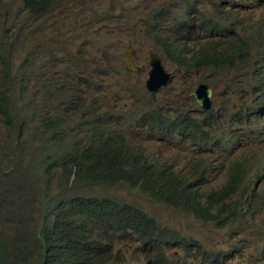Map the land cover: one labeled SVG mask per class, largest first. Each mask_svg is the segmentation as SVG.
<instances>
[{"label": "rangeland", "instance_id": "rangeland-1", "mask_svg": "<svg viewBox=\"0 0 264 264\" xmlns=\"http://www.w3.org/2000/svg\"><path fill=\"white\" fill-rule=\"evenodd\" d=\"M209 1L203 0L199 6L190 4L188 0H52L47 12L36 15L25 7L24 0H0V53L3 51L5 57L0 58V74H35V71L45 70L53 76L58 88L68 84L67 90L57 94L56 100H45L44 92H34L42 103L41 116L36 120H29L27 109L16 94L10 98V106L14 110L11 122L0 109V203L3 204L10 190L9 183H6L9 179L18 178L20 191L24 194L15 205L7 206V210L14 213L11 220L0 213V231L7 245L10 239L16 242L20 259L27 261L26 264H36L39 257L36 233L42 219L40 199L46 184L52 190L53 199L64 193L63 188L70 189L61 171L54 169L51 179H47L43 172L46 152L55 156L58 164L67 153L63 143H48L43 126L45 117L57 115L60 120H65L66 141L70 142L84 132L82 114L78 108L72 109L73 103L79 97H85L110 108L111 102L119 97L115 93L121 87L139 96V111L157 106L168 115L184 109L190 110L193 116H199L195 112L197 105L191 92L199 83H207L214 91L213 111H225V120H229L230 115L241 109L244 103L260 99L256 93L248 94L257 84V74H262L259 70L261 65L253 58L235 59L226 68L205 66L198 71L179 70L169 61V55L159 43L151 38L147 27H154L155 12L164 6L179 7L173 10L162 29L177 35L193 50L203 44L221 42L223 45L219 47L232 52L238 43L236 37L242 35L237 30L239 21L242 20L249 31L255 32V20L264 17V0H253L251 8L242 9L238 0H218L217 11L222 9L221 16L225 19L219 21L208 7ZM204 14L215 24L233 23L234 31L225 36L209 35L204 30ZM185 15L189 17L191 28H184L181 24ZM18 36L24 42L13 43L10 47V41ZM130 48L135 51L136 64L142 67L139 72H132L125 63ZM250 50L252 48L244 52ZM35 52L38 59H24L32 57ZM152 53L163 55L166 68L173 75L166 88L153 94L145 90L149 71L146 58ZM156 150L161 153L162 160H168L175 171L185 176L196 174V168L200 166L198 159L203 157L202 153L182 143L160 148L153 142L148 144L146 151ZM48 166L52 167V162ZM197 175L201 176V172ZM69 183L72 185L73 181ZM220 183L221 180L217 179L215 185ZM202 184L208 188L206 181ZM71 189L77 193L109 195L135 204L166 224L173 233L200 243L168 250L166 259L169 264H204L205 260L200 257L207 253L215 254L216 258L212 259L215 264H264V214L251 227H239L235 222L211 225L193 215L173 211L124 184Z\"/></svg>", "mask_w": 264, "mask_h": 264}, {"label": "clouds", "instance_id": "clouds-1", "mask_svg": "<svg viewBox=\"0 0 264 264\" xmlns=\"http://www.w3.org/2000/svg\"><path fill=\"white\" fill-rule=\"evenodd\" d=\"M203 0H188L190 4L201 6ZM253 0H238L240 8L243 7L251 8ZM25 7L32 13L36 15L44 14L52 5V0H24ZM258 5V4H257ZM259 6V5H258ZM179 6H164L160 10H156L154 15V27H147L149 33H151V38L155 39L160 47L165 50L169 55V61L179 70L186 69L181 64L183 57H186V53L174 61L171 57V52L167 51V48L177 50H185L188 47L189 51L194 54L197 51L204 49L207 44H203L199 49L193 50L190 45L182 41L177 35L171 33L168 30H163L162 25L173 15V10ZM209 8L215 12V17L220 21L225 19L221 16L222 9L218 12V0H210ZM189 18V17H188ZM187 15H185V20L181 23L184 28H191L192 24L188 23ZM206 19V24L204 30L209 35H230L234 30V24L229 23V25L215 24L213 19L207 14H204ZM192 20V19H191ZM255 32L249 31V28L244 27L242 20L239 21L237 30H239L242 35L236 37L238 43L236 48L229 54L241 49V53L248 48H252L250 52H243V57L253 58V60L258 63L259 70H262V74H257L256 86L254 89L249 90L250 94H255L260 96V99H255V102H247L242 105V108L230 115L229 120L227 114L223 110L213 111L214 109V91L207 83H199L195 89L200 84H205L213 92L212 95V106L209 110L201 109L196 102L194 96L195 89L191 92V97H193L197 108L195 112L199 116H193L190 110L186 111L184 109L176 110L173 115H168L163 111V108L149 107L143 108L139 111V96L134 92H129L125 87H121L117 90L115 95L119 96L115 98L111 104L110 108L101 106L97 100H88L85 97H79L75 101L74 107L72 109L78 108L82 114L83 122L81 126L84 128V132L80 134L78 139L72 140L70 142L66 141L67 130L65 128V120H60L57 115L47 116L43 119V123L47 120L54 119L55 127H51L46 130L48 135V143H63L66 147L63 160L60 164L55 160V156L51 153L46 152L43 160V172L47 175V179H51L52 171L57 169L63 174V178L68 180V185L70 189H65L63 194H58L56 198L53 199L52 190L48 184H46L43 195L41 196V212L42 219L36 233V242L38 245L37 250H39V257L36 264H40L41 255L43 253V238L40 234L43 230L44 220L48 222V229H51L55 223L58 222L60 228H62L64 234L67 236L69 244L73 247L72 251L73 260L76 264H160V258L162 257L158 254V249L171 242L170 238L156 234L154 240H151L155 244L154 247L146 246L147 252H145L141 246H144L143 237L133 231L126 234L124 237H120L119 234H103L100 230H95L90 227V219L84 211V207L87 203L92 202L95 199L107 200L118 205L124 206V204L131 205L137 210L143 213L148 220H155L161 226L169 227L156 220L147 211L141 207L129 203L123 202L109 195H95L89 192H75L72 187L83 188V187H99V186H114L117 184H124L129 187L126 183L120 182L117 184H106V183H96L87 185H75L74 182L71 185L68 179L67 169H71L75 165L73 164V159L76 154L86 155V149L101 151L106 148L111 141L112 149L119 157L121 166L124 169H129L131 166L138 165L139 163H144L145 159L149 157L150 159L158 158L163 161L171 169V164L168 160H162V155L159 151L148 152V144L153 142L157 143L160 148L175 146L179 143L182 135H179V131L176 127L168 126L162 124L164 121L168 123H173L180 119L184 120L185 117H189L193 121L205 122L203 129H205L204 141L201 140V135H199V145H188L182 142V144L188 145V147L195 152L202 153L203 157L198 159L201 167V176L196 173L192 175H184L188 178L189 182L195 183L193 189L197 190L198 196L205 201L206 192L214 190L216 193H221L224 188H226L232 178L242 177V182L239 187L234 190V192L227 193L226 198H221V208L222 216L220 217L221 223L227 225L228 222H235L239 227L248 226L251 227L258 217L264 214V17H258L255 20L254 26ZM178 29V28H176ZM22 37L18 36L13 38L10 42V47L13 43L22 44L24 41ZM249 44L247 43V40ZM211 46H221V42L209 43ZM156 47V46H155ZM221 48V47H220ZM156 49H158L156 47ZM223 49V48H222ZM159 50V49H158ZM226 50V49H225ZM25 51V50H23ZM22 51V52H23ZM21 52V51H20ZM1 54L0 53V57ZM188 57H191V55ZM135 51L130 48L126 53V65L131 69L132 72L141 71V66L136 64L135 61ZM3 57V56H2ZM152 57H159L161 63L170 78L166 84H163L158 89L153 90L147 85L150 80V72L152 67L148 63V59ZM39 55L37 52L32 55V57H26L24 59H38ZM239 59V58H234ZM147 66L149 67L148 78L145 81V90L149 93H157L160 89L166 88L173 75L167 70L166 65L163 62V55L157 53H152L146 58ZM203 68V67H202ZM188 69H195L196 71L200 69L188 67ZM27 67H25V71ZM7 72V71H4ZM3 74V73H2ZM0 74V76L2 75ZM8 74V85L7 89L0 86V91L4 92L7 103V110L13 115L9 122L14 118V110L10 106V98L13 94L23 102L24 109H27L29 114V120H36L40 117V109L42 103L38 101L37 93L44 92V99L56 100L58 93L67 90V85L58 88L53 76L48 75L45 70L42 72L35 71L24 74H12L4 73L5 77ZM39 81V82H38ZM41 81V82H40ZM148 86V87H147ZM41 89V91H40ZM259 111L254 109L259 108ZM2 106L0 105V108ZM69 110V111H72ZM54 114L53 111H50ZM156 114L161 121L155 124L151 121L149 115ZM41 126L38 125L37 127ZM159 150V149H158ZM209 160V162H208ZM52 162V167L48 164ZM92 162V161H91ZM92 164L99 165V161H93ZM197 170V168H196ZM199 172V173H200ZM178 173V172H177ZM183 175L181 173H178ZM221 180L219 185H215L216 180ZM73 181V180H72ZM208 186L206 188L202 183ZM18 196L15 199L7 200L6 198L0 203V213L3 212L5 216L11 220L14 216L12 211L7 210V206L15 205L21 196L24 194L20 191L19 180H18ZM137 192L142 193L152 199H155L168 207L161 197H157L153 194H146L140 190L133 187H129ZM256 190L260 196L259 202L256 204H249V196L251 191ZM55 194V193H54ZM14 200V201H13ZM72 206L76 205V209L69 212L60 213L59 208L62 205ZM170 208V207H168ZM173 211L175 209L170 208ZM181 212V211H178ZM184 213V212H182ZM56 217L59 218L56 219ZM62 221L73 224L75 226V234L64 229L62 226ZM211 225H219L218 223H210ZM171 230V229H170ZM171 232H173L171 230ZM0 234L4 236L3 233ZM180 236V235H179ZM5 238V237H4ZM187 238V237H186ZM126 240V241H125ZM10 243L16 244L13 239L9 240ZM127 242V243H125ZM199 243V242H198ZM54 244L60 247L57 243ZM200 244V243H199ZM177 246L185 245H167L164 247L163 255L165 256V263L169 264L166 259V253L171 248ZM189 247L195 246L193 243L188 245ZM186 246V247H188ZM145 247V246H144ZM61 248V247H60ZM62 248H66L63 246ZM131 250V253L129 251ZM19 253V250H16ZM210 254V253H207ZM206 254V255H207ZM20 255V254H19ZM201 256L204 259V264H215V260H211V257ZM111 256L109 260L108 257ZM9 264H26L27 261H22L20 256L17 258L16 255L9 257Z\"/></svg>", "mask_w": 264, "mask_h": 264}, {"label": "trees", "instance_id": "trees-1", "mask_svg": "<svg viewBox=\"0 0 264 264\" xmlns=\"http://www.w3.org/2000/svg\"><path fill=\"white\" fill-rule=\"evenodd\" d=\"M48 3V0H45ZM168 52H171V57L174 61L186 53V57H183L181 64L184 68L192 67L201 69L205 66H214L218 68H226L232 65L234 58L243 57L241 49L235 51L233 55L225 49L218 46L207 45L204 49L192 54L188 47L185 50H177L167 48ZM3 53V51H1ZM191 57H188V55ZM3 56V57H2ZM2 59H5L4 55L1 54ZM239 68V66H236ZM8 85V74L5 77L4 73L0 76V86L7 89ZM234 85V82L232 83ZM0 109L3 111L8 119L13 116L9 110H7L6 97L2 90L0 91ZM259 108L254 109L259 111ZM151 121L155 124L160 123L156 114L149 115ZM162 124L176 127L179 131V135H182L179 143H187L188 145H199V135L203 143L204 136L206 134L203 126L205 122L193 121L189 117H185L184 120L180 119L173 123L164 121ZM46 130L52 126L55 127V120H47L43 124ZM112 143L109 142L108 146L101 151H94L86 149V155L76 154L73 159L75 165L68 171V179L73 180L75 185H87L96 183L106 184H117L120 182L126 183L129 187H133L146 194H153L157 197H161L163 202L170 208L176 211L184 212L185 214L193 215L197 220L202 221L206 224L210 223H221L220 217L222 216L221 198H226L227 193L234 192L242 182V177L232 178L230 184L224 188L221 193H216L214 190L206 192V200L203 201L199 196L197 190L193 189L192 182H189L188 178L184 175H180L173 168L171 169L163 161L158 158L150 159L147 157L144 163L131 166L129 169H124L119 161L118 155L112 149ZM99 161V165L92 164L93 161ZM92 161V162H91ZM202 165L197 167L196 173L200 172ZM9 178V177H8ZM6 183L10 190L6 197L7 200H12L18 196V178L9 179ZM14 186V187H13ZM196 187V186H195ZM249 204H256L259 202L260 196L256 190L251 191L249 196ZM14 201V200H13ZM264 202V198H263ZM1 206V205H0ZM76 209V205L67 206L62 205L59 208L60 213L73 211ZM135 207L124 204V206L116 203L95 199L90 203H87L84 207V211L89 217L91 223L90 227L95 230H100L103 234H119L120 237H124L129 232L133 231L140 234L143 237L144 246L142 248L147 252L146 246L154 247L155 244L151 240H154L155 235H161L170 238L171 242L161 246L158 249L160 258V264H164L165 256L163 255L164 247L167 245H185L188 246L193 243L195 246L200 245L198 242L193 241L191 238L181 237L177 233L171 232L170 229L161 226L155 220H148L147 217L134 210ZM56 219L59 220L58 217ZM64 229L75 234V226L66 221H62ZM43 238V253L41 255L40 264H76L73 260L72 246L69 244L67 236L64 234L62 228L59 227L58 222L55 221L53 227L48 229V222L45 219L43 230L40 234ZM10 243V241H9ZM57 243L60 247L54 244ZM65 246L66 248H62ZM18 246L10 243L7 245V241L3 235L0 234V264H9V257L16 255L17 258L20 256L17 253ZM9 252V253H8ZM224 254V253H222ZM214 253L207 254L206 258H216ZM111 256L108 257L109 260ZM219 258V257H218Z\"/></svg>", "mask_w": 264, "mask_h": 264}, {"label": "water", "instance_id": "water-1", "mask_svg": "<svg viewBox=\"0 0 264 264\" xmlns=\"http://www.w3.org/2000/svg\"><path fill=\"white\" fill-rule=\"evenodd\" d=\"M149 65L152 67L150 72V80L147 85L149 88L156 90L163 84H166L170 75H168L161 63L159 57H152L148 59ZM147 86V87H148ZM196 102L201 109L209 110L212 106L213 92L205 84H200L194 91Z\"/></svg>", "mask_w": 264, "mask_h": 264}]
</instances>
